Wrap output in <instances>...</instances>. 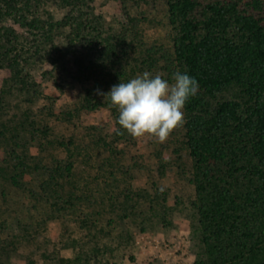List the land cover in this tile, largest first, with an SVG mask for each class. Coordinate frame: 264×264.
<instances>
[{
  "label": "rangeland",
  "instance_id": "rangeland-1",
  "mask_svg": "<svg viewBox=\"0 0 264 264\" xmlns=\"http://www.w3.org/2000/svg\"><path fill=\"white\" fill-rule=\"evenodd\" d=\"M49 6L41 10L45 18L47 12L63 17L64 8ZM88 10L99 29L88 34L95 47L90 57L80 50L69 52L62 29L57 35L63 53L38 68V83L56 103L29 102L13 91L0 108V264H62V258L92 249L99 252L101 264H198L204 246L193 205L195 169L184 119L161 143L153 136L129 135L111 108L83 111L76 123L60 116L75 113L80 93L93 85L94 76L88 82V73L106 78L103 93L145 71L171 82L174 72L167 59L173 56L175 33L165 1L95 0ZM105 39L118 45L119 63L102 55ZM78 59L92 69H81ZM121 70L127 77L119 81L115 75ZM57 80L63 81L61 89ZM44 105L49 113L41 111ZM33 121L40 128L47 123L53 127L47 138L53 145L30 131L17 145L14 132L2 126L32 130ZM74 133L72 152L58 145L68 143ZM24 156L31 169L21 178V167L15 165ZM68 162L74 163L75 173L60 179L64 189L58 191L51 173ZM14 174L20 186L13 184Z\"/></svg>",
  "mask_w": 264,
  "mask_h": 264
},
{
  "label": "trees",
  "instance_id": "trees-1",
  "mask_svg": "<svg viewBox=\"0 0 264 264\" xmlns=\"http://www.w3.org/2000/svg\"><path fill=\"white\" fill-rule=\"evenodd\" d=\"M164 1L175 33L168 68L186 72L199 83L197 94L183 109L186 147L195 169L193 205L204 246L198 264H264V0ZM94 2L0 0V108L13 91L26 95L29 102L46 99L56 103L57 98L45 95L38 83V68L63 53L57 35L62 29L66 30L69 52L80 50L87 59L90 57L95 47L88 34L99 30L88 10ZM49 5L64 8L63 17L56 19L47 12L45 18L41 10ZM105 44L102 55L119 63L118 45L109 39ZM77 64L81 69H92L81 59ZM88 74V82L94 76L93 85L80 93L75 113L60 116L75 122L83 111L111 108L118 119L116 107L101 95L106 78ZM126 74L121 70L115 77L123 79ZM62 85L63 81L57 80V87L61 89ZM229 92L233 95L228 96ZM40 107L49 113L45 105ZM37 124H30L32 130L25 125H16L13 131L8 123L2 126L14 132L17 145L18 138L23 140L22 134L27 131L32 136L40 133L41 140L53 145L47 139L53 127L47 123L40 128ZM74 134L68 143L57 141L58 145L71 150L77 142ZM41 145L46 147L45 143ZM19 167L24 178L31 169L26 156L15 165ZM74 169L72 162L58 165L51 173V184L58 191L64 189L60 179L71 178ZM18 176L11 177L16 186L21 184ZM98 253L92 249L74 258H62L61 262L101 264Z\"/></svg>",
  "mask_w": 264,
  "mask_h": 264
},
{
  "label": "clouds",
  "instance_id": "clouds-1",
  "mask_svg": "<svg viewBox=\"0 0 264 264\" xmlns=\"http://www.w3.org/2000/svg\"><path fill=\"white\" fill-rule=\"evenodd\" d=\"M198 90V81L186 72H174L169 82L159 74L145 71L101 95L118 109L117 122L129 135L153 136L162 143L183 123L185 104Z\"/></svg>",
  "mask_w": 264,
  "mask_h": 264
}]
</instances>
